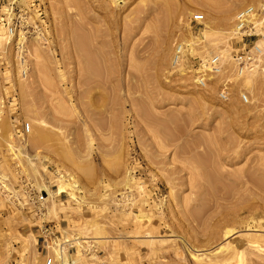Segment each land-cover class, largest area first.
I'll return each mask as SVG.
<instances>
[{
    "label": "rangeland",
    "instance_id": "1",
    "mask_svg": "<svg viewBox=\"0 0 264 264\" xmlns=\"http://www.w3.org/2000/svg\"><path fill=\"white\" fill-rule=\"evenodd\" d=\"M19 1L46 32L21 77L0 26V264H43L42 221L74 239L75 264H264V35L244 72L231 58L233 17L258 0ZM210 54L199 85L189 59ZM22 180L50 191L43 217L4 196Z\"/></svg>",
    "mask_w": 264,
    "mask_h": 264
},
{
    "label": "built area",
    "instance_id": "2",
    "mask_svg": "<svg viewBox=\"0 0 264 264\" xmlns=\"http://www.w3.org/2000/svg\"><path fill=\"white\" fill-rule=\"evenodd\" d=\"M3 2V3H2ZM35 12V13H34ZM32 13L36 14L37 18L32 17ZM41 14L40 6L33 4L32 1L23 5L19 0H0V26L6 34L13 38V59L20 66V76L26 77L28 73L27 61L25 58L24 43L33 37L45 40V22L39 16ZM264 0H258V4L246 5L240 8L233 17L234 34H237L238 40L232 43L231 58L235 64L238 73L248 69L263 52V47L257 43V36L264 35ZM203 19L202 13H195L191 17V21L200 22ZM15 38V40H14ZM245 39H247L245 41ZM248 41V43H247ZM188 47L184 42H177L174 47V63L182 64ZM189 51V50H188ZM190 65L194 68L195 82L199 85H204L208 74L219 70V56L210 54L205 59L197 60L189 59ZM196 66V68H195ZM220 97L226 99L228 97L227 88L220 90ZM240 98L246 102L248 100L246 93H241ZM13 99H11L12 103ZM21 132L25 135L29 132V123L23 122L20 125ZM59 175L69 177L65 172H59ZM55 190L57 185L53 184ZM51 189V188H50ZM17 192L7 191L2 192L7 199L13 203L20 211L26 213L33 219L43 217L46 212V200L48 192L46 189H37L29 181L22 180L17 185ZM68 197L70 194L67 190L59 193V198ZM66 201V199H65ZM36 243L40 249V255L43 258V264L57 263L56 254L63 255V251L67 253L71 249L76 251V246L72 238L66 236L56 229L54 222L42 221L36 224ZM63 264H75L71 258H66ZM98 264H110L107 260H99Z\"/></svg>",
    "mask_w": 264,
    "mask_h": 264
},
{
    "label": "bare ground",
    "instance_id": "3",
    "mask_svg": "<svg viewBox=\"0 0 264 264\" xmlns=\"http://www.w3.org/2000/svg\"><path fill=\"white\" fill-rule=\"evenodd\" d=\"M257 41H258V39H257ZM259 44H260V42H259ZM97 57V56H96ZM100 59V58H99ZM91 60V59H90ZM95 60V59H94ZM91 62V61H90ZM173 62H174V59H173ZM37 64V63H36ZM95 64V63H94ZM90 65V64H89ZM91 66V65H90ZM99 69V68H98ZM100 71V70H99ZM98 71V72H99ZM102 71V70H101ZM95 74V73H94ZM101 79V78H100ZM199 172V171H198ZM65 179V178H64ZM59 181H60V184L58 185V189H57V192L58 193H60L61 192V190H63L64 189V187H65V185H68V186H70V188L71 189H74V187L76 188V189H78L75 185L76 184H73V182L71 183V182H64L63 180H62V178H61V180L59 179ZM75 183V182H74ZM44 187V186H43ZM46 189V188H45ZM60 191V192H59ZM47 192L48 193H50V191L49 190H47ZM73 191H69V193L72 195L73 193H72ZM74 195H72V197H73ZM141 216L143 217V215H138V216H136L137 218H141ZM231 230H226V233H229ZM95 238H98V236L97 237H95ZM99 238H100V236H99ZM74 240V239H73ZM241 251V250H240ZM240 254V253H239ZM240 256V255H239ZM68 256L66 255V251H63V255H61V254H56L55 255V258L57 259V264H63L64 263V261L66 260V258H67ZM74 261V260H73Z\"/></svg>",
    "mask_w": 264,
    "mask_h": 264
}]
</instances>
